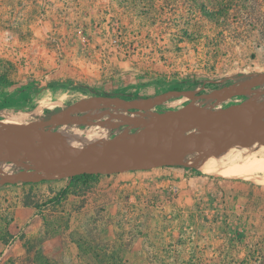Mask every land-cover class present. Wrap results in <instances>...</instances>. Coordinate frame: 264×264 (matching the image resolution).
Returning <instances> with one entry per match:
<instances>
[{
	"label": "rangeland",
	"instance_id": "1",
	"mask_svg": "<svg viewBox=\"0 0 264 264\" xmlns=\"http://www.w3.org/2000/svg\"><path fill=\"white\" fill-rule=\"evenodd\" d=\"M261 72L264 0H0V119L61 114L49 130L66 124L106 136L89 150L134 141L156 122L150 112ZM101 96L148 107L96 102ZM41 100L61 105L34 113ZM195 105L264 117V81ZM196 132L181 135L173 159L116 174L45 175L27 158L0 157L8 163L0 174V264H264V173L260 182L225 178L179 162Z\"/></svg>",
	"mask_w": 264,
	"mask_h": 264
},
{
	"label": "water",
	"instance_id": "2",
	"mask_svg": "<svg viewBox=\"0 0 264 264\" xmlns=\"http://www.w3.org/2000/svg\"><path fill=\"white\" fill-rule=\"evenodd\" d=\"M264 81V72L251 76L246 81L228 90H218L201 93L193 96L192 100L181 108L167 112H150L156 122L144 126L134 138L132 148L125 153H118L106 149H94L86 152H72L61 146L54 132L48 127L59 121L63 115H52L45 122H31L21 125L15 129L0 130V150L11 145L15 147L31 164L32 172H44L45 175H57L73 177L83 174H116L126 171L147 170L157 165L158 159L163 151L168 148L176 147L175 140L181 135L193 130H200L210 127L211 136L202 141H197L187 145L189 150L185 154L194 152L223 136H233L238 139H258L264 138V117L255 116L239 119V121L227 120V114L238 108L232 106L217 113H209L196 107L195 102L199 98L226 100L237 95L246 94L253 87ZM96 102L113 103L119 106L147 110V104L139 100H126L118 97L101 96ZM87 105V102H79L77 106ZM245 105V104H244ZM253 105V104H250ZM242 106V105H241ZM261 113L264 108L259 106ZM174 121L164 132L161 133V141L147 154L145 158L137 159V148L145 133L149 129H159L161 126ZM28 135H35L46 138L52 145V151L57 159H51L39 154L35 148L28 143L25 138ZM9 160V159H8ZM28 172L25 173L27 175ZM20 178L6 176L5 180L14 181Z\"/></svg>",
	"mask_w": 264,
	"mask_h": 264
},
{
	"label": "bare ground",
	"instance_id": "3",
	"mask_svg": "<svg viewBox=\"0 0 264 264\" xmlns=\"http://www.w3.org/2000/svg\"><path fill=\"white\" fill-rule=\"evenodd\" d=\"M257 101L258 100H255L249 103L257 104ZM59 105H61L60 100L47 102L41 100L38 102V106L34 110V113H41L44 107L46 109ZM261 107L264 108V105H261ZM1 115L3 118L0 119V130L15 129L21 125L29 123L27 120V114L20 113L14 115L11 113H1ZM97 115L99 116V114ZM226 119L230 121H239V119L229 116L226 117ZM132 121L133 119L131 117L125 120V122ZM173 122L174 121H171L161 126L159 129H149L145 133L143 140L137 148L136 158H145L147 154L154 148V146L161 141V133L164 132ZM141 124H145V122ZM53 132L58 143L72 152H78L81 150H84L82 152L90 151L89 149H91L96 144H100L106 139L105 135L94 131L92 128L88 131H85L77 128L75 125L69 126L63 124L61 129ZM211 132L212 131L210 127L200 129L189 138L195 141H202L206 138H209L212 134ZM25 140L30 143L42 156L51 159H57V156L51 149L52 145L48 139L35 135H28ZM176 141L181 143L183 138L180 136L175 140V143ZM133 142L132 136H124L109 144L106 150L125 153L132 148ZM178 150L179 148L176 147L166 149L162 152L158 161L173 159ZM0 157L9 160L26 159V157H24L15 147L11 145L0 150ZM178 161L184 162L187 165L191 164L200 172L208 175L224 176L225 178H245L260 182L263 178L257 175L259 173H264V138L238 139L237 137L233 136H223L214 142L196 149L194 152L187 154L185 157L179 158ZM7 164L6 162H0V174H7L4 172L8 167Z\"/></svg>",
	"mask_w": 264,
	"mask_h": 264
},
{
	"label": "trees",
	"instance_id": "4",
	"mask_svg": "<svg viewBox=\"0 0 264 264\" xmlns=\"http://www.w3.org/2000/svg\"><path fill=\"white\" fill-rule=\"evenodd\" d=\"M51 110V109H50ZM177 168H181V169H186V166L184 165H177L176 166ZM193 172H191L192 174ZM90 174H83V175H78V176H73L72 178H77V177H80V176H89Z\"/></svg>",
	"mask_w": 264,
	"mask_h": 264
}]
</instances>
